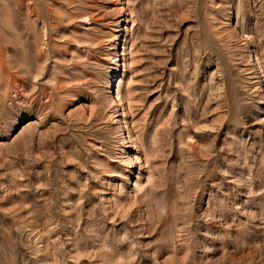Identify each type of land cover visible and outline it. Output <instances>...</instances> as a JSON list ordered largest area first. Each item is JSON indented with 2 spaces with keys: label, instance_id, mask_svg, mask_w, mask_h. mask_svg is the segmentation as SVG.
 <instances>
[{
  "label": "rangeland",
  "instance_id": "1",
  "mask_svg": "<svg viewBox=\"0 0 264 264\" xmlns=\"http://www.w3.org/2000/svg\"><path fill=\"white\" fill-rule=\"evenodd\" d=\"M0 264H264V0H0Z\"/></svg>",
  "mask_w": 264,
  "mask_h": 264
}]
</instances>
